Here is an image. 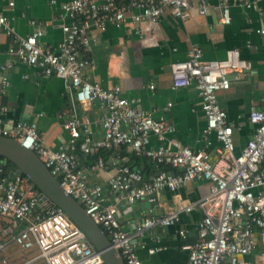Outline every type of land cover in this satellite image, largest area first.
Wrapping results in <instances>:
<instances>
[{
  "label": "built area",
  "instance_id": "built-area-1",
  "mask_svg": "<svg viewBox=\"0 0 264 264\" xmlns=\"http://www.w3.org/2000/svg\"><path fill=\"white\" fill-rule=\"evenodd\" d=\"M260 0H216L220 20L231 21L230 7L258 9ZM51 4L55 0L49 1ZM15 0H7L8 8ZM195 8L208 12V0H70L59 4V15L68 21L60 28L63 38L56 48L42 45L44 33L39 21L29 19L32 31L22 36L12 25L13 16L0 11V30L14 40L8 53L16 60L38 68L45 76L56 75L67 80L72 98L79 106L63 123L66 141L57 149L43 145L34 122L7 119L8 107L0 105V135L16 139L33 150L46 165L62 188L76 199L86 213L100 225L118 252L123 264H142L136 252L143 246L142 237L154 226L166 227L179 221L180 212L201 211L196 224L195 240L185 242V264H264V248L259 249L257 262L245 257L257 247L256 236L264 245V108L252 107L248 120L254 125L253 136L235 154L234 125L227 120L220 106L218 93L229 89L237 72L248 68L238 48L226 50L222 59H204L196 45L187 51L186 59L170 64L174 88L192 85L200 98L206 134L213 133L220 142L216 161L204 149H193L173 136L176 127L166 117H153L139 106V97H126L119 84L104 88L92 81L85 72L93 64L89 56L97 38L91 26L103 29L106 22L116 26L127 19L135 33L142 35L143 21L156 22L165 10L183 20ZM264 35V28L258 30ZM3 87L7 85L1 77ZM149 89H154L150 83ZM104 110L101 117L103 136L92 137L91 120L85 111L92 103ZM171 102L166 104L168 110ZM164 142L150 148V137ZM124 147L137 156L145 157L158 172L145 178L139 169L118 164L108 178V190L88 182L80 166L79 154L95 157L90 168L106 167L103 151ZM173 167L171 171L167 167ZM0 163V264H104L99 252L83 232L55 205H47L39 189L23 174L14 173ZM211 183L209 193L195 201L184 200L177 189L192 180ZM165 189L174 192L175 205L159 215H148L126 231L120 216L131 210L140 199L149 204ZM124 205L122 209L120 205ZM186 236L183 229L178 231ZM153 239L158 241L159 237ZM159 247H150L153 253Z\"/></svg>",
  "mask_w": 264,
  "mask_h": 264
},
{
  "label": "crops",
  "instance_id": "crops-1",
  "mask_svg": "<svg viewBox=\"0 0 264 264\" xmlns=\"http://www.w3.org/2000/svg\"><path fill=\"white\" fill-rule=\"evenodd\" d=\"M15 0L10 9L7 0H0V11L13 16L15 31L26 36L33 26L30 18L39 21L44 33L41 43L46 47L56 48L63 38L60 28L68 21L59 15V4L70 0ZM231 21L224 24L220 20V10L216 0H208V12L200 14L195 8L188 12V17L181 20L169 10H165L156 22L143 21L142 35L135 33L134 25L127 19L116 26L106 22L103 29L91 26L89 31L97 38L89 56L93 60L85 72L92 81H97L104 88L119 84L126 97H139V106L149 110L153 117L166 115L176 130L173 134L181 143L193 149H204L210 159L217 160L220 142L213 133L204 132L206 121L200 109V98L194 86L173 87L170 64L187 57L188 49L196 45L202 49L203 58L222 59L226 50L238 48L241 57L248 63V68L237 72L231 80L229 89L218 93L220 106L226 111L227 120L234 125L233 138L235 154H238L246 142L253 136L254 125L248 120L252 107L264 108V35L259 29L264 28V0L259 1L258 9H244L238 5L230 7ZM11 36L0 30V105L8 107L7 119L11 122L26 121L37 125L43 145L57 149L68 135L62 123L71 116L73 109L79 106L72 98V91L66 79L51 75L43 76L38 68L16 60L8 53L14 44ZM5 76L7 85L3 87L1 77ZM154 89H149V84ZM171 102L168 110L166 104ZM85 114L91 120L92 137L103 136L101 117L104 110L98 103H92ZM164 142L155 136L150 137L149 147L156 148ZM106 167L93 170L90 164L95 157L79 154L78 160L85 169L88 182L99 184L108 190V178L115 173L118 164H133L134 154L122 147L116 151H103ZM7 166V165H6ZM140 171L145 178H150L156 168L148 161L140 162ZM13 164L9 165V169ZM176 171L173 167H167ZM211 183L204 179L189 181L177 189L184 200L195 201L206 196ZM174 192L163 190L157 201L149 204L140 199L134 202L131 210L122 213L120 223L126 231L132 230V224L140 222L148 215H159L175 205ZM124 205H120L122 209ZM201 211L180 212L179 221L166 227L154 226L142 237L143 246L136 252L142 264H185L187 251L181 249L185 242L195 240L196 224ZM185 230L182 237L178 231ZM159 237L158 241L154 239ZM257 247L253 254L245 258L251 263L257 262L258 251L264 248L256 236ZM161 247L150 253V247Z\"/></svg>",
  "mask_w": 264,
  "mask_h": 264
},
{
  "label": "water",
  "instance_id": "water-1",
  "mask_svg": "<svg viewBox=\"0 0 264 264\" xmlns=\"http://www.w3.org/2000/svg\"><path fill=\"white\" fill-rule=\"evenodd\" d=\"M0 156L1 164L12 163L15 175L26 176L39 189L40 197L47 205L59 207L75 223L99 252L104 264H123L104 230L86 213L82 205L62 188L59 180L51 174L33 150L24 147L16 139L0 135Z\"/></svg>",
  "mask_w": 264,
  "mask_h": 264
},
{
  "label": "trees",
  "instance_id": "trees-1",
  "mask_svg": "<svg viewBox=\"0 0 264 264\" xmlns=\"http://www.w3.org/2000/svg\"><path fill=\"white\" fill-rule=\"evenodd\" d=\"M134 158V161L135 163H133L132 165L131 164H128L126 163V165H128L129 167L133 168V169H140L139 167V164L140 162H145L147 159L145 157H142V156H137V155H134L133 156ZM0 159H2V157L0 156ZM12 163L9 162V164L7 165V167L9 168V165H11ZM143 174V173H142Z\"/></svg>",
  "mask_w": 264,
  "mask_h": 264
}]
</instances>
